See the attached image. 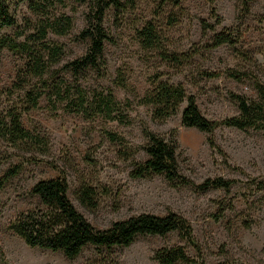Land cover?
<instances>
[{
  "label": "rangeland",
  "instance_id": "1",
  "mask_svg": "<svg viewBox=\"0 0 264 264\" xmlns=\"http://www.w3.org/2000/svg\"><path fill=\"white\" fill-rule=\"evenodd\" d=\"M91 3L64 0L51 9L50 15L70 16L72 26L64 35L49 34L52 42L62 45L63 54L48 75L54 79L63 76L87 90L109 88L120 103L128 104L129 123L100 116L85 118L67 111L61 102L49 104L44 96L38 108L21 114L24 127L42 136L48 151L26 152L0 140V179L7 170H17L0 188V245L7 262L156 264L154 250L175 244L184 245L189 255L195 254L175 232L138 236L126 247L88 245L73 259L59 251L27 246L6 226L18 213L38 205L37 198L29 195L35 182L62 176L73 205L97 228L143 212L164 215L173 211L191 223L206 264H264V190L253 192L252 184L246 181L264 179V130L219 126L208 134L181 125L185 102L177 114L164 121L152 119L150 106L139 104V98L155 81L167 80L181 84L207 119L220 121L236 115L234 94L254 98L255 83L264 84V0L251 1L245 11L239 0H181L177 6L172 2L159 5V0H135L132 8L109 6L102 20L110 37L103 49L105 73L101 75L96 67L88 66L74 78L66 65L82 57L89 46V38L80 33L91 16ZM29 15L27 3H20L16 9L18 23ZM147 22L159 32L160 48H143L139 43L137 29ZM203 22L212 27L204 30ZM14 31L11 27L2 33L12 35ZM218 32L230 33L235 42L211 47ZM162 53H175L181 62H170ZM24 61L7 48L1 52L0 112L21 101L16 97L21 91L9 95L7 89ZM117 74L123 76L124 88L115 83ZM144 127L164 136L175 132L179 171L190 185L173 186L158 174L130 176L134 160L147 157L142 150L147 141ZM106 130L123 136L125 142H111L104 134ZM209 137L215 147L209 144ZM127 150L132 154L129 159L124 156ZM218 176L240 181L228 192L216 188L201 191L193 186ZM83 182L106 191L94 209L82 207L73 194ZM230 203L233 210L225 211L219 220L213 217L221 204Z\"/></svg>",
  "mask_w": 264,
  "mask_h": 264
},
{
  "label": "trees",
  "instance_id": "2",
  "mask_svg": "<svg viewBox=\"0 0 264 264\" xmlns=\"http://www.w3.org/2000/svg\"><path fill=\"white\" fill-rule=\"evenodd\" d=\"M64 0H0V61L1 52L7 48L15 54H20L25 61L17 69L15 81L7 94H17L21 101L11 103L0 112V140L11 147L26 152L45 154L48 151L42 136L32 133L24 127L21 114L39 107V99L44 96L49 104L63 103L67 111L80 113L85 118L100 116L106 120L128 124V104L120 103L109 88L97 90L80 85H72L65 77L49 76L50 67L57 63L63 54L62 45L52 42L50 33L66 34L72 26L70 16L56 17L50 15L51 9L61 5ZM181 0H159V5L172 2L176 6ZM243 10H248V4L253 0H239ZM26 2L29 16H24L23 23H18L16 9L20 3ZM135 0H92L91 16L87 18V25L81 31L83 38H89V46L80 58H76L66 65L71 67L74 78L83 68L96 67L104 75L106 65L103 57L104 42L110 41L103 26L104 9L113 6L117 9L132 8ZM15 27L12 35L3 34L5 28ZM212 25L203 22V29ZM137 37L143 48H160L161 37L156 27L147 22L137 29ZM234 38L230 33L218 32L212 37L211 47L221 44H233ZM162 55L173 63L181 62L175 53ZM230 76L236 74L229 72ZM213 76L214 74H207ZM115 83L125 87L123 76L117 74ZM256 97L234 94L238 113L220 121L207 119L198 108L192 95L187 94L181 84H174L167 80L155 81L139 98V104L150 106L151 117L157 121H164L185 106L180 112V123L185 127H193L205 133H212L219 126L235 127L241 130H264V84L255 83ZM15 97V98H16ZM105 136L114 143L123 144L125 138L112 131H105ZM147 141L142 150L147 155L143 161L134 160L130 176L145 177L158 174L173 186L190 185L179 171L177 157V140L175 132L168 136L154 133L143 128ZM212 147L215 144L212 137L208 138ZM130 151V152H129ZM134 151V150H132ZM131 150L125 152V158L131 157ZM17 170H7L0 179V188ZM236 178L218 176L207 178L200 184L193 185L201 191L211 188L223 189L226 192L239 182ZM253 192L264 190V179L249 178ZM69 186L62 176L41 179L35 182L29 190V195L35 196L38 205L18 213L11 219L6 229L20 237L29 247L59 251L66 258L73 259L88 245L111 248L112 246L126 247L136 237L144 235L165 236L175 232L180 240L191 246L195 254L189 255L184 245H163L153 252L156 264H206L203 259L201 245L196 240L191 223L182 215L168 211L164 215L139 213L123 220L112 222L106 228H97L76 209L68 196ZM105 189L97 190L88 183H81L74 191V196L85 209H94L99 202L100 194H106ZM232 203L228 206L220 205L213 214L217 220L221 219L225 211L233 210ZM0 262L9 264L0 245Z\"/></svg>",
  "mask_w": 264,
  "mask_h": 264
}]
</instances>
